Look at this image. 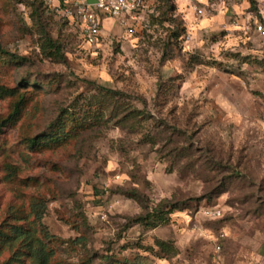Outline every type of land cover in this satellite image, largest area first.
Wrapping results in <instances>:
<instances>
[{"label":"rangeland","instance_id":"374dc122","mask_svg":"<svg viewBox=\"0 0 264 264\" xmlns=\"http://www.w3.org/2000/svg\"><path fill=\"white\" fill-rule=\"evenodd\" d=\"M256 2L232 0L227 12L201 18L171 0L176 12L168 21L189 31L177 42L174 25L157 20L167 3L143 0L127 26L100 14L101 39L91 46L58 1L0 0V46L26 58L0 53V85L27 100L18 120L0 126V217L9 207L29 214L41 198L49 232L64 241L86 237L98 259L264 262V35L255 31L264 0ZM47 35L62 48L57 59L46 57ZM106 91L121 95L112 101ZM111 101L124 109L131 101L152 120L132 130L120 118L97 116L78 128L87 109ZM12 103L0 98V121ZM58 120L70 133L62 144L27 146L26 138L56 131ZM134 190L143 204L128 196ZM162 200L182 209L156 229L131 226ZM205 208L222 215L207 219ZM158 241L179 254L145 250L159 251ZM84 252L65 244L53 264L75 263Z\"/></svg>","mask_w":264,"mask_h":264},{"label":"trees","instance_id":"16d2710c","mask_svg":"<svg viewBox=\"0 0 264 264\" xmlns=\"http://www.w3.org/2000/svg\"><path fill=\"white\" fill-rule=\"evenodd\" d=\"M160 4L167 3L165 10L157 9L160 15L157 17L158 21H168V16H174L176 7L169 6L171 0H157ZM252 8H256V0H247ZM59 2V8L63 7L62 2ZM98 15H100L98 13ZM75 20V19H74ZM170 20V19H169ZM172 20V19H171ZM171 22L176 32L173 37L175 41L180 42L181 38H184L189 33L187 27H182V22L176 20ZM184 35V36H183ZM46 57L57 59L61 54L62 48L58 42L53 41L50 37H46ZM86 42V41H85ZM53 52V53H52ZM0 53L12 61L22 60L25 61V57L17 56L0 46ZM28 85V84H27ZM34 87V84L32 85ZM117 94L113 91H106V96L109 100H116ZM0 98L13 99V103L9 113L3 117L0 121L1 127H7L18 118L21 117L23 110L26 106L27 100L25 93H21L17 87H7L0 85ZM112 101L108 106L90 107L84 113V118L81 122L80 129H87L86 123L95 119L97 116L109 117L110 120L119 119L124 125L132 130L137 129V124H146L152 118L146 113L145 110H139L134 107L133 102H129L124 109V105ZM145 104V101L142 100ZM70 121L73 119V115H70ZM96 120V119H95ZM52 128H57L56 131H52L46 135H38L34 138H26V144L31 150H38L39 148L47 147L49 145L62 144L70 135L64 129V123L58 120ZM15 169H13V174ZM128 196L139 203L143 204L144 197L137 190L128 193ZM47 203L45 200L39 198L36 199L30 205V213L26 211L16 210L14 207H9L3 217H0V259L7 253L8 256L0 264H53L57 253L63 248L65 244H68V248H72L74 251L76 246L81 245L85 250L84 254L75 263L68 264H145L143 263V257H136L133 261L128 258L117 259L113 255H107L98 259V255H91L87 250V238L78 237L75 240H61L55 235L51 234L47 227L43 224L42 219L47 212ZM182 209L179 205L171 200H162L153 208L147 209L145 213L139 214L130 219L131 226H143L147 229H156L162 225L167 224L170 221V216L176 211ZM33 218V219H32ZM83 224L86 221L82 219ZM159 251H155L153 248L145 249L152 252L155 257L159 258H174L179 254V250L172 244L164 241H158L156 243ZM97 259L99 262L97 263Z\"/></svg>","mask_w":264,"mask_h":264},{"label":"built area","instance_id":"2783aa9c","mask_svg":"<svg viewBox=\"0 0 264 264\" xmlns=\"http://www.w3.org/2000/svg\"><path fill=\"white\" fill-rule=\"evenodd\" d=\"M48 2L60 1L63 4V12L77 19L82 24L84 39L88 45H96L101 39V16L107 15L118 19L122 26H127L126 16L141 8L143 0H98L96 5H87L85 0H46ZM187 4L201 18L212 17L219 13L227 12L232 0H186ZM255 31L264 35V17L256 22ZM222 212L218 208H205L202 216L207 219H218ZM220 249V246H218ZM261 264H264L262 262Z\"/></svg>","mask_w":264,"mask_h":264},{"label":"water","instance_id":"95a60500","mask_svg":"<svg viewBox=\"0 0 264 264\" xmlns=\"http://www.w3.org/2000/svg\"><path fill=\"white\" fill-rule=\"evenodd\" d=\"M87 5L93 6L98 3V0H85Z\"/></svg>","mask_w":264,"mask_h":264},{"label":"crops","instance_id":"0c3cea01","mask_svg":"<svg viewBox=\"0 0 264 264\" xmlns=\"http://www.w3.org/2000/svg\"><path fill=\"white\" fill-rule=\"evenodd\" d=\"M181 1H182L183 5H185V8H186V6L188 5L186 0H181ZM221 14L222 13H219V15H221ZM189 16H190V14H189ZM187 17H188V15H187ZM189 20H191V19L189 18Z\"/></svg>","mask_w":264,"mask_h":264}]
</instances>
